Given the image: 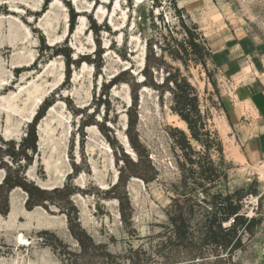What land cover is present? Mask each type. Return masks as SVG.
Wrapping results in <instances>:
<instances>
[{
    "label": "rangeland",
    "instance_id": "374dc122",
    "mask_svg": "<svg viewBox=\"0 0 264 264\" xmlns=\"http://www.w3.org/2000/svg\"><path fill=\"white\" fill-rule=\"evenodd\" d=\"M225 19L264 46V0H0V264H264V159L204 36ZM227 203L254 220L220 248Z\"/></svg>",
    "mask_w": 264,
    "mask_h": 264
},
{
    "label": "crops",
    "instance_id": "0c3cea01",
    "mask_svg": "<svg viewBox=\"0 0 264 264\" xmlns=\"http://www.w3.org/2000/svg\"><path fill=\"white\" fill-rule=\"evenodd\" d=\"M230 22L205 28L204 36L214 63L242 82L239 148L246 163L257 164L264 159V46Z\"/></svg>",
    "mask_w": 264,
    "mask_h": 264
},
{
    "label": "trees",
    "instance_id": "16d2710c",
    "mask_svg": "<svg viewBox=\"0 0 264 264\" xmlns=\"http://www.w3.org/2000/svg\"><path fill=\"white\" fill-rule=\"evenodd\" d=\"M180 90H181L180 95L176 94V96H175L174 110L181 116V118L183 120H185L187 122L188 128L191 131L192 137L197 140L198 139L197 133L199 131L201 123L199 125L197 123L199 118H200V114L198 113V110H197V107L195 104V97H190L191 95L189 93H187L185 90H183L182 88ZM34 134H35L34 133V126L31 125L30 135L33 138V141L31 143L32 146H34V139H35ZM205 134H207L208 137L211 136V134H209L208 131H206ZM180 135H181V138L183 139V142H184L183 146L185 147V144L188 146L187 136L182 131L180 132ZM216 141L218 143L217 139H216ZM192 163H194V162H192ZM195 163L198 165V168H199L198 170H200L202 168L201 165H199L198 162H195ZM198 174L202 175V170H200L198 172ZM206 178H208V177H206ZM15 184L21 185L20 183H15ZM4 185H8L7 179H5L4 183L0 184V189H2ZM25 185H22V186L25 187ZM26 204L28 205V207H32L38 203L36 202L33 204V202H30V199H28ZM237 209H238L237 206H233L231 203H227L225 217L223 216L220 219V222L217 224L216 229L210 230V234L212 235L211 238H213V240H215L214 244L220 246V248H223L224 245L228 244L232 238H236V236L238 235V230L241 228V226L245 225V223L247 221V219L240 217V215L237 214V212H238ZM0 211L2 213H5L7 210L5 211V209H2L1 204H0ZM231 216H234L232 224L227 228H222L221 223L226 221ZM253 220L254 219L248 220L246 226L250 225L253 222ZM183 221H184V219H183ZM179 232L183 233V231H179ZM224 232H225V234H227V236H226L227 241H225V242H224Z\"/></svg>",
    "mask_w": 264,
    "mask_h": 264
},
{
    "label": "bare ground",
    "instance_id": "6f19581e",
    "mask_svg": "<svg viewBox=\"0 0 264 264\" xmlns=\"http://www.w3.org/2000/svg\"><path fill=\"white\" fill-rule=\"evenodd\" d=\"M5 44H6V43H5ZM6 51H7V50H6ZM0 179H1V177H0ZM24 239H25L24 236L21 234V235H20V241H22V240L24 241ZM25 243H29V240H28V239H25Z\"/></svg>",
    "mask_w": 264,
    "mask_h": 264
}]
</instances>
